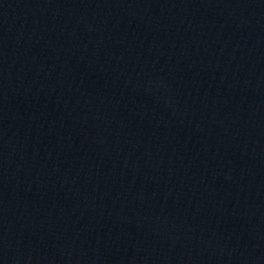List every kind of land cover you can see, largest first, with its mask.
I'll return each instance as SVG.
<instances>
[{"label": "water", "instance_id": "1", "mask_svg": "<svg viewBox=\"0 0 264 264\" xmlns=\"http://www.w3.org/2000/svg\"><path fill=\"white\" fill-rule=\"evenodd\" d=\"M0 264H264V0H0Z\"/></svg>", "mask_w": 264, "mask_h": 264}]
</instances>
